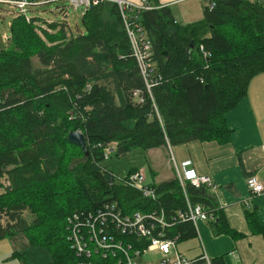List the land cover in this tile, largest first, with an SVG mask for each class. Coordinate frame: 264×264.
Here are the masks:
<instances>
[{
    "label": "trees",
    "instance_id": "16d2710c",
    "mask_svg": "<svg viewBox=\"0 0 264 264\" xmlns=\"http://www.w3.org/2000/svg\"><path fill=\"white\" fill-rule=\"evenodd\" d=\"M40 1L29 0L31 21L14 14L8 45L0 49V239H23L13 255L31 264L26 248L39 245L51 254L41 264L95 259L72 246L68 218L77 213L84 219L112 203L126 214L165 210L171 222L167 232L178 236V243L197 236L193 221L178 216L188 202L202 203L215 216V235L243 236L207 185L187 181L183 187L177 176L154 179L149 183L157 196L146 197L125 183L138 168L120 177L102 162L112 143L113 152L122 155L140 146L231 142L226 113L264 72V0H207L213 6L205 5L203 16L189 24L149 0L154 8L142 10L139 18L153 44L148 81L117 3L79 7L82 26L73 31L69 0ZM48 5L62 19L40 17ZM136 90L142 101L133 100ZM76 130L85 135L87 155L69 141ZM246 219L264 238L254 209H246Z\"/></svg>",
    "mask_w": 264,
    "mask_h": 264
},
{
    "label": "crops",
    "instance_id": "0c3cea01",
    "mask_svg": "<svg viewBox=\"0 0 264 264\" xmlns=\"http://www.w3.org/2000/svg\"><path fill=\"white\" fill-rule=\"evenodd\" d=\"M151 1L170 7L175 20L182 24L203 16L200 0ZM260 83L264 87V72L251 79L247 95L226 113L232 130L231 142L195 140L148 150V166L156 172V182L177 176L176 166L187 160L199 174L211 176L216 185V190L211 193L224 208L229 224L243 233L238 238L229 234L215 235L211 221H200L197 236L185 240L182 245L185 248L178 247L189 257L200 258L206 252L210 259L224 257L223 264H264V238L250 230L246 219V209H254L264 224V192L253 194L247 186L250 175H256L264 183V88L260 89ZM171 149L174 150L171 157L176 161L174 166L169 159L165 161ZM22 241L21 237L13 240L14 250L20 248ZM150 255L160 257L156 252ZM203 264L211 262L205 260Z\"/></svg>",
    "mask_w": 264,
    "mask_h": 264
},
{
    "label": "built area",
    "instance_id": "2783aa9c",
    "mask_svg": "<svg viewBox=\"0 0 264 264\" xmlns=\"http://www.w3.org/2000/svg\"><path fill=\"white\" fill-rule=\"evenodd\" d=\"M53 0H42L41 3H49ZM102 1H112L119 5L125 27L131 42L133 54L137 64L147 80L150 76V68L153 66L152 41L148 31L140 21V12L145 9H153L149 0H69L74 10L79 7L85 9L97 5ZM0 3L8 4L14 13L26 16L28 21L32 16L28 14L31 2L29 0H0ZM212 7L213 5L209 3ZM11 36L5 34L3 39L9 41ZM207 54V53H205ZM148 81V80H147ZM150 88V83L148 82ZM134 101H142L141 91H134ZM81 131V130H79ZM116 147L112 143L106 148V157ZM191 161L187 160L177 165V177L183 187L187 181L195 186L207 185L211 190H216V185L211 176L199 174L196 169L190 167ZM125 183L138 189L146 197L156 198V189L147 181L145 170L137 169L131 172ZM247 186L253 194L264 192V183L256 176L247 178ZM116 203L100 207L96 212L90 211L81 219L77 213L68 218L72 229V246L79 254L86 257L101 260V264H198L202 258L210 262L206 252L200 258L189 257L178 250V236H171L167 229L171 226L168 214L163 209L142 213L126 214L120 210ZM180 219L192 220L198 229L200 221H212L215 216L208 213L202 203L188 202L187 209L179 211ZM131 237H135L132 240ZM137 241L142 243L139 247ZM159 253L160 257H152L150 261H142L146 253ZM95 259H89L81 264H100Z\"/></svg>",
    "mask_w": 264,
    "mask_h": 264
},
{
    "label": "rangeland",
    "instance_id": "374dc122",
    "mask_svg": "<svg viewBox=\"0 0 264 264\" xmlns=\"http://www.w3.org/2000/svg\"><path fill=\"white\" fill-rule=\"evenodd\" d=\"M201 3L203 6L201 5ZM208 4L209 2L207 0H200L199 9L200 10H202V8L204 9L205 5ZM53 9H54L53 5L45 6L44 10L40 12L39 16L42 18L62 19V14L56 13L55 11H53ZM14 14L15 13L13 12V9L8 4L0 3V49L8 45L7 41L3 39V36L5 34L11 36L10 23ZM81 16H82L81 10L75 11L72 8L70 9L67 19L73 31H77L78 27L82 26ZM259 87L260 89L264 88L262 86V83H260ZM148 150H145L143 147L140 146V147H135L132 150L128 151L126 154H122V155H117L115 151L106 157V159L102 162V165L105 166L107 169L113 171L114 174L120 177L126 176L131 168H135V167L139 169L145 168L147 181L150 182L153 181L155 178H153V175L151 174V170L149 169L148 166L149 165L148 161L150 160ZM173 151L174 150L171 149V152L169 153V156L166 157L165 161L169 159L172 165L174 166L176 161L172 158L174 156ZM166 166L168 167V165L165 162V167ZM161 178L164 177L161 176ZM24 217H26L28 220L31 219V216L28 213V211L24 212ZM183 243L184 241L178 243L179 244L178 247L180 249L185 248L182 247ZM14 251L15 250L13 247V240H11L10 237L9 238L5 237L0 239V264H22L21 260L13 255ZM26 257L31 264H41L51 260L50 252L46 248L39 245H32L26 248ZM155 258L158 257L155 256ZM141 260L150 261L152 260V257L150 253H146L145 255L142 256ZM98 263L101 264L102 261L100 260Z\"/></svg>",
    "mask_w": 264,
    "mask_h": 264
},
{
    "label": "water",
    "instance_id": "95a60500",
    "mask_svg": "<svg viewBox=\"0 0 264 264\" xmlns=\"http://www.w3.org/2000/svg\"><path fill=\"white\" fill-rule=\"evenodd\" d=\"M170 31L175 32V29L173 26L169 27ZM165 55H167V52H164ZM69 141L73 144H76L78 146H81L85 154H88V147L85 141V135L79 130L71 131L68 135Z\"/></svg>",
    "mask_w": 264,
    "mask_h": 264
}]
</instances>
